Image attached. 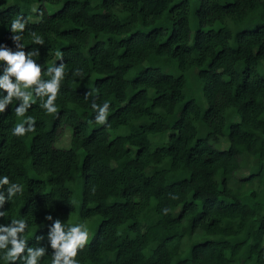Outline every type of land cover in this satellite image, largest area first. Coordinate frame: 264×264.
Segmentation results:
<instances>
[{"label":"trees","instance_id":"16d2710c","mask_svg":"<svg viewBox=\"0 0 264 264\" xmlns=\"http://www.w3.org/2000/svg\"><path fill=\"white\" fill-rule=\"evenodd\" d=\"M6 1L0 45L16 50L8 26L22 13L41 77L65 66L57 112L38 97L25 113L33 132H11L24 120L18 98L0 113V175L23 185L0 223L26 219L28 246L46 250L40 264L56 251L49 214L93 230L80 264H264V0ZM93 100L110 103L105 124ZM64 125L70 148L57 146ZM247 155L254 165L237 189Z\"/></svg>","mask_w":264,"mask_h":264},{"label":"clouds","instance_id":"9594fccd","mask_svg":"<svg viewBox=\"0 0 264 264\" xmlns=\"http://www.w3.org/2000/svg\"><path fill=\"white\" fill-rule=\"evenodd\" d=\"M29 20L30 18H25L22 13H18L8 26L13 33L12 39L16 44L15 51L6 44L0 45V64H7L3 75H0V113L6 111L14 97L22 101L13 108L16 116L24 118L23 122H17L11 129L12 134L18 137L35 130V118L31 115L25 117V113L36 103L38 97H46L39 101V107L46 113L57 112L55 101L65 75L64 63H60L45 70L44 75L50 76V79L41 77L42 65L34 59V57H39L38 51L26 52L21 42ZM30 35L34 43H45L44 38L36 32H31ZM57 55H60L59 51ZM81 72V69H76L74 75L79 76ZM5 93L7 94L5 95ZM33 93H35V98ZM90 95L91 93L88 92L85 98L87 99ZM92 108L95 110L96 123L105 124L110 103L105 101L103 104H98L93 100ZM5 192L8 194L7 197L4 195ZM18 194H23V185L10 182L7 175H0V208L3 207L6 199L11 200L13 205ZM164 211L167 212L168 209L165 208ZM6 214L7 211L0 210V217H6ZM46 219L53 221L49 226L48 233L51 246L56 250L52 256L51 264H80L76 257L78 250L82 249L89 240L87 226L83 223L69 226L51 214L47 215ZM26 230H31L26 219H12L10 224L0 223V260L10 262V264H14L16 261H23L24 264H40L46 250L43 247H29L25 238ZM42 238V236L37 237V239ZM25 251H27V255H24Z\"/></svg>","mask_w":264,"mask_h":264},{"label":"rangeland","instance_id":"374dc122","mask_svg":"<svg viewBox=\"0 0 264 264\" xmlns=\"http://www.w3.org/2000/svg\"><path fill=\"white\" fill-rule=\"evenodd\" d=\"M12 3H13V0H7L4 3V5L2 6V8H6L7 6H9ZM37 6H38L37 4L34 5V11L37 10ZM46 8L50 13H54L58 9L61 8V5L60 4L58 5V4L46 3ZM33 20H38V18L34 17ZM72 136H73L72 127H70L68 125L61 126L58 130L57 146L61 147V148H70ZM217 146L221 149H227L229 147L228 138L222 137ZM253 165H254L253 156H250V155L245 156V158L242 160L241 168L237 171V173L231 179V185L237 189L241 188L243 181L246 180L250 176ZM256 187H257V185H256ZM75 200L77 203V207L79 208L80 196L75 195ZM77 214H78V209L74 215H77ZM86 226H87V229L89 232V240L88 241H90L92 238V235H93L92 234L93 230H91V228L88 226V224ZM195 236L199 240H205V239L210 237V236H206V234L204 232H202L201 230H198L195 233Z\"/></svg>","mask_w":264,"mask_h":264}]
</instances>
